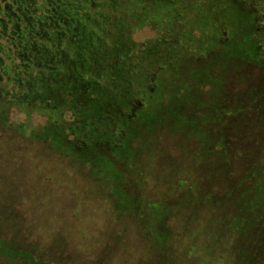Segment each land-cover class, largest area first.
Returning <instances> with one entry per match:
<instances>
[{"label":"trees","instance_id":"1","mask_svg":"<svg viewBox=\"0 0 264 264\" xmlns=\"http://www.w3.org/2000/svg\"><path fill=\"white\" fill-rule=\"evenodd\" d=\"M260 2L60 0L64 35L58 37V33L49 34L51 41L46 45L54 55L52 62L45 63V60L50 59L46 55L45 60L38 61L41 65H37L32 56L26 60L17 54L15 59L13 57V63L3 62L5 56L1 54L6 50L0 52L2 150L13 154L25 150L26 145H32L34 150L41 149L59 155L67 152L73 160L80 161L79 167L89 163L94 170L98 165L96 161L106 153L115 156L123 153L125 160L132 154L136 156L135 150L131 151L128 146L141 133L139 130L147 127L151 133H155L157 147H166L164 153L158 154L153 160H157L156 164L159 160L165 161L163 166L157 168L156 178L160 181L159 185L164 187L162 195L155 201L148 199L146 212L150 213V222H142L143 231H149L147 227L152 230L145 235L144 240L155 243L150 264H217L224 260L216 249H221L219 245L226 240L228 232L236 229L239 233L232 247L231 263L264 264V210L258 208L254 215L248 214L249 210H253L249 209L246 197L248 186L259 182L256 179L260 172L264 174V168L262 163L256 165L254 161L250 162L242 152L245 149V135H253L252 131H263L264 123L262 127L248 125L249 129L234 125V140L227 147L221 143L222 139L214 145L207 140L209 135L206 126L199 128L196 125L199 118L195 115L191 114L192 118L187 121L189 125L179 126L175 120L181 115L179 107L180 111L162 102L145 106V97L136 93L135 88L137 82H151L153 77H148V74L156 71L160 81L158 86L162 88L167 85L166 82H170L168 90L174 91L170 96L174 97V105L180 106L184 95L180 94L178 88L182 85L187 88L185 82L191 84L199 81L207 77L215 66L223 65L224 68L230 61L264 58V20L258 21L259 14L253 11V4ZM227 21L230 23L228 31L225 30ZM145 26H151L157 35L152 40L141 42L139 48L132 36ZM35 39L42 41L40 37ZM58 50L59 53L56 52ZM220 59L223 62H217ZM67 112H70V121L65 119ZM33 113L44 118V122L33 124ZM19 115L24 116V119L16 120ZM179 131L181 136L177 134ZM192 134H201V138H205L199 143H192V148L197 145L194 156L202 149L206 161L213 162L207 164L208 169L223 173L222 178L226 180L224 187L211 188L214 193H211L210 188H207L210 191L204 189V194L195 205L202 214L212 207V220L224 222L220 235H215L212 243L204 249L206 253L199 252L196 241L185 249L179 246L181 239L188 234L190 225L186 229L172 227L170 206L165 202L169 198V191L178 197L181 190H186L188 197L192 198L196 193L195 182L192 178H185V175H177L170 184H163L161 179L164 169H172L171 165L176 167L183 160L176 156L182 158L185 148H191L187 144L182 151L180 146H184ZM256 145L263 160L264 141ZM231 147L236 150L235 159L227 155ZM197 158L194 157V161L189 163H197ZM209 175L212 177L211 173ZM261 183L263 186L259 188L263 191L264 180ZM102 191L103 194L108 193ZM118 193H109L105 200L116 208L117 205H125L141 212L142 208L136 206L135 201H131V204L125 199L117 201L116 197L123 195L122 192ZM158 207H164L161 213H164L165 218L157 220L151 217L154 209L158 212ZM142 217L140 215L137 220H142ZM0 218L2 230L4 226ZM16 238L5 239L0 235V264H100V257L94 254L88 259H73L69 255L55 258L48 252L37 255L33 253L32 244L23 248ZM159 241H163V244Z\"/></svg>","mask_w":264,"mask_h":264},{"label":"rangeland","instance_id":"2","mask_svg":"<svg viewBox=\"0 0 264 264\" xmlns=\"http://www.w3.org/2000/svg\"><path fill=\"white\" fill-rule=\"evenodd\" d=\"M253 7V11L259 14L258 21L262 22L264 20V0H261L260 4L254 3ZM227 23L226 31L230 29L229 21ZM156 35V31L151 26H145L137 30L132 39L141 48V42L152 40ZM262 60L264 61V58ZM230 66L227 63L222 70H218L215 66L207 77L199 80L200 82L194 81L191 84L185 82L188 85L187 88L185 85L178 88L180 94L184 95L183 104L180 106L174 105V97L170 96V93L174 92L168 90L170 82H166L167 85L162 88L158 86L160 81L156 76V71L148 74V77H153L151 82L147 84L137 82L136 93H141L145 97V106H153L157 102H162L163 105H172L176 110L181 109L180 118H175L179 126L189 125L187 121L192 118L191 114L195 115L199 118L196 125H199V128L206 126L209 143L217 145V142L222 139L221 143L227 147L235 138L234 125H229L236 123L237 126L250 128L241 119L233 120L231 124L228 119H236L246 111L248 92L253 88L259 91L262 85L261 80L264 81V70L258 66L236 69ZM216 95L222 102L215 103V106L213 101ZM258 95L264 97V85L263 93L258 92ZM253 96L255 98V95ZM253 110L258 109L253 106ZM263 110L261 111L263 119L259 116V120L249 125L263 126ZM14 117L15 113L12 119ZM222 118L225 121H222ZM18 119L22 120L24 116L19 115L16 120ZM65 119L66 121L71 120L70 112H67ZM31 121L33 124L43 123L44 118L33 113ZM206 121H209L208 125ZM139 131L141 133H138L136 140L132 141L133 144L130 142L128 146L131 151L135 150L136 156L132 154L125 160L123 153L120 154L121 156L106 153L105 158L102 156L101 161H96L98 165L94 170L91 169L89 163L84 167H79L80 161L73 160L67 152H61L59 155L41 149L34 150L32 145H26L25 150L7 154L0 146V217H2L4 226V229L0 230V235L5 239L16 236L23 248L32 244L33 253L37 255L48 252L55 258L69 255L73 259L81 257L88 259L94 254L100 257L98 259L100 264H150L149 261L153 256L152 246L155 243L145 241V235L152 230L147 227L149 231H143L142 222H150V213L146 212L148 199L155 201L162 195L164 187L159 185L160 181L156 178L157 168L163 166L165 161L162 159L156 164L157 160L155 162L153 160L158 154L164 153L166 147H157L155 133H151L147 127H142ZM197 132L200 130L197 129ZM177 134L181 136L180 131ZM201 134L204 136L203 133ZM201 134H192L189 141L184 146H180L182 151L187 144L191 145V148H185L182 158L176 156L183 160L179 161L176 167L171 165L172 169L170 167V169H164L161 179L163 184H170L171 181H175L177 175H185V178H192L195 182L196 193L192 198L188 197L186 190H181L178 197L176 193L169 191L167 195L169 198H166L165 202L167 206H170L172 227L186 229L190 225L188 234L181 239L179 246L182 245L185 249L196 241L199 252L206 253L204 249L212 243L215 235H220V228H223L224 222L219 219L212 220L214 219L212 207L205 210L203 215L195 205L204 194V189L210 191L215 186L224 187L226 180L222 178L223 173L208 169L207 164H213V162L206 161L202 149L198 150L199 155L197 152L194 156V149L196 150L197 145L192 148V143L205 140L204 137L201 138ZM252 134L251 136L245 135V149L242 152L250 159V162L254 161L256 165L262 163L263 169L264 159L260 157L256 144L259 145V142L264 141V130L252 131ZM174 139L178 140L177 137ZM234 153L236 150L231 147L227 155L235 159ZM227 155L225 153L226 157ZM194 157L195 159L198 157L197 163L190 164L189 162L194 161ZM210 173L213 178L209 175ZM256 180L259 182L255 185L253 182L247 188L248 207L253 210L248 211L250 215H254L258 208L264 210V189L261 191L259 188L263 186L261 181L264 180V174L260 172ZM102 190L108 193L103 194ZM111 192H122L123 195L116 197L117 201L125 199L129 204L135 201L136 206L139 205V208L141 207L144 211L139 212L125 205H117L116 208L110 204L111 202L105 200ZM211 193H214L212 189ZM158 209V212L154 209L151 217L157 220L161 217L165 218L164 213H161L164 207H158ZM140 215L143 217L138 221ZM238 233V229L229 231L225 237L226 240L219 245L221 249H216L222 256L221 259L224 260L217 264H232V247L235 245ZM159 243L163 244V241ZM174 246L180 252L178 247Z\"/></svg>","mask_w":264,"mask_h":264},{"label":"flooded vegetation","instance_id":"3","mask_svg":"<svg viewBox=\"0 0 264 264\" xmlns=\"http://www.w3.org/2000/svg\"><path fill=\"white\" fill-rule=\"evenodd\" d=\"M59 1L60 0H0V52L6 50L1 54L5 56L3 62L13 63L16 58L15 54L22 56V58L24 56L26 60H30L28 56H32V58L36 60L37 65H41L38 61L45 60L46 55L47 57L50 56V59L45 60V63L52 62L54 55H52L51 49L46 45L51 41L49 34L58 33V37H60V34L64 35V31L62 30L64 27L61 25V22H64V20ZM35 37H40L42 41L38 42ZM70 39L73 40L72 37H70ZM56 52L59 53V50ZM262 59L263 58L258 60L251 59L244 62L230 61L228 63L231 65V68L235 69L247 66H258L264 70V61ZM217 62L221 63L223 60L220 59ZM43 66L49 68L47 64ZM217 69H224L223 65H217ZM261 82L262 85L259 91L257 88H253L252 91L248 92L249 95L246 100L248 107L247 105L245 106L246 111H244L242 115L237 116L236 119H228L230 124L233 120L237 121L241 119L249 125V123L259 120V116L263 119L261 111L264 108V97L258 95V92L260 94L261 92L263 93L264 81L261 80ZM256 86H259V84H256ZM253 95H255V98ZM256 101L258 102L256 103ZM213 102L216 106V104H220L222 101L216 95ZM258 105L261 106L258 107ZM253 106L257 107L258 110H253ZM134 111L135 109H133V112ZM224 118H222V121H225ZM228 121L226 123H228ZM232 125H236V123L229 126Z\"/></svg>","mask_w":264,"mask_h":264},{"label":"water","instance_id":"4","mask_svg":"<svg viewBox=\"0 0 264 264\" xmlns=\"http://www.w3.org/2000/svg\"><path fill=\"white\" fill-rule=\"evenodd\" d=\"M249 34V33H248Z\"/></svg>","mask_w":264,"mask_h":264}]
</instances>
